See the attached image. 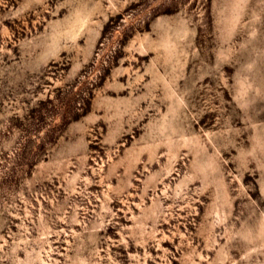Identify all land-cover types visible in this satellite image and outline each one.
Listing matches in <instances>:
<instances>
[{"label": "rangeland", "instance_id": "374dc122", "mask_svg": "<svg viewBox=\"0 0 264 264\" xmlns=\"http://www.w3.org/2000/svg\"><path fill=\"white\" fill-rule=\"evenodd\" d=\"M0 264H264V0H0Z\"/></svg>", "mask_w": 264, "mask_h": 264}]
</instances>
